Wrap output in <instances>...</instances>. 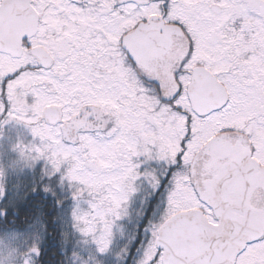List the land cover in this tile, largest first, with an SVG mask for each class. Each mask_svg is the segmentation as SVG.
<instances>
[{
  "label": "snow or ice",
  "instance_id": "snow-or-ice-1",
  "mask_svg": "<svg viewBox=\"0 0 264 264\" xmlns=\"http://www.w3.org/2000/svg\"><path fill=\"white\" fill-rule=\"evenodd\" d=\"M14 123L40 143L0 224L70 196L74 264H264V0H0V140ZM138 178L165 208L114 252Z\"/></svg>",
  "mask_w": 264,
  "mask_h": 264
},
{
  "label": "rangeland",
  "instance_id": "rangeland-1",
  "mask_svg": "<svg viewBox=\"0 0 264 264\" xmlns=\"http://www.w3.org/2000/svg\"><path fill=\"white\" fill-rule=\"evenodd\" d=\"M18 103L22 108L26 107L23 105L22 101ZM89 111L91 110L89 109ZM79 118L85 119L83 113ZM89 119L92 124L99 123V121L94 118ZM11 127V139L5 138L0 140V185L5 182H10L8 179L9 174L21 177L25 174V171L32 167L35 158L34 147L40 143L38 139L35 141L33 140L25 125L14 123ZM72 134H74V132ZM17 141H19L21 147L14 150L13 144ZM158 166V161L155 163L152 161H144L140 164V169L143 171L145 168H155ZM142 186L149 187L151 191L155 193L157 191L153 190L143 178H138L137 181H135V191L129 196V200L127 201V214L121 217L117 222L119 227L114 230L112 240L114 252H119L121 248L128 246L133 237L134 231L130 226L134 227L137 225V218L141 216L143 208L148 201L142 190ZM165 197L166 194L162 189L157 197V200H160V206H162V208L154 206L153 209V214L159 212V219L165 208ZM72 205L73 201L69 196L61 207L59 217L61 234L64 240L71 242L68 251L69 254L67 255L69 264H74L73 257L71 256V253L74 251L82 256L88 255V245L80 242L81 237L74 233L70 226L69 213ZM145 228L146 227L143 229ZM44 235L43 223L38 219L30 223L23 232L10 231L0 233V264H28V260L30 259L29 252L43 244ZM112 259L114 264H119L115 256H113Z\"/></svg>",
  "mask_w": 264,
  "mask_h": 264
},
{
  "label": "trees",
  "instance_id": "trees-1",
  "mask_svg": "<svg viewBox=\"0 0 264 264\" xmlns=\"http://www.w3.org/2000/svg\"><path fill=\"white\" fill-rule=\"evenodd\" d=\"M26 176L27 171H25V174L21 177L9 174L8 179L10 182H7L9 189L19 188L22 196L26 191L23 187L26 183ZM142 190L148 201L143 208L141 216L137 218V224H139L140 229L146 227L149 221H159V212L153 214V209L154 206L162 208V206H160V200H157L162 189L157 190L155 193L151 191L149 187L142 186ZM145 208L148 209L147 216H144ZM60 213L61 208L58 209L49 202H43L42 204L38 203L33 206L32 212L28 216H22L19 221H10L0 224V233L10 231L23 232L27 229L30 223L38 219L43 223L45 235L43 244L39 246V256L37 260L34 261V264H69L67 255L69 254L68 251L71 242L64 240L61 234V228L59 225ZM130 228H132L134 232L136 231V226H130Z\"/></svg>",
  "mask_w": 264,
  "mask_h": 264
},
{
  "label": "flooded vegetation",
  "instance_id": "flooded-vegetation-1",
  "mask_svg": "<svg viewBox=\"0 0 264 264\" xmlns=\"http://www.w3.org/2000/svg\"><path fill=\"white\" fill-rule=\"evenodd\" d=\"M256 201L260 203H264V193L257 194Z\"/></svg>",
  "mask_w": 264,
  "mask_h": 264
}]
</instances>
